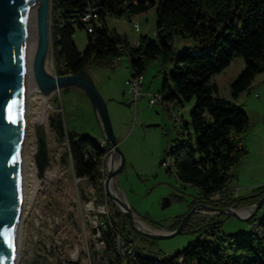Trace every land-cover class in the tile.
<instances>
[{
    "label": "rangeland",
    "instance_id": "obj_1",
    "mask_svg": "<svg viewBox=\"0 0 264 264\" xmlns=\"http://www.w3.org/2000/svg\"><path fill=\"white\" fill-rule=\"evenodd\" d=\"M155 16L154 7H150L148 11H140L135 16L109 17L108 21L134 40L143 33L155 36ZM135 20L139 22L138 29L133 25ZM72 37L77 48L83 49L87 42L86 28L75 26ZM48 40L47 68L57 73L49 33ZM173 43L178 51L185 48L195 50L197 45L193 37L182 35H176ZM120 56L121 59H114L111 66L90 64L86 67L106 100L123 156L122 168L113 175L109 189L112 187L113 192L127 201L140 226L152 231H167L173 229L171 222L176 215H184L188 211L186 198L196 193L192 185L181 187L176 175L166 169L168 159L162 161L165 148L173 139L182 136L181 124L183 121L189 122L194 98L185 99L182 104L161 100L149 102L150 95L161 90L163 66L166 64V70L171 68V62L163 64L160 58H153L142 73L138 96L134 100L126 82L131 78L129 58L127 53ZM243 66V57L234 55L228 65L211 75V82L217 86V95L232 98L230 82ZM252 80L253 83L234 98L249 116V126L243 135L247 152L233 166L235 177L228 185L239 196L250 194L255 186L264 182V71L258 72ZM24 89L28 90L24 98L25 180L19 194L22 200L20 213L24 215L21 218L15 264H56L74 260L106 264L108 256L114 254V248L129 256L133 245L150 256L171 254L190 240L202 237L198 235L202 229L196 221L210 216L222 221L221 230L226 234H238L251 228L246 219L238 218L227 210L201 206L196 207L188 216V224L175 234L151 237L139 232L134 240L127 241L114 233L113 243L106 244L100 226L112 224L108 215H113L114 206L111 202H93L91 181L86 175H75L67 153V138L59 135L49 120L51 114L59 111L66 129L88 133L97 137L100 143H107L90 96L76 84L54 87L46 94L41 89H33L30 83ZM38 115L42 116L41 124ZM41 142L44 143V152L40 163L38 154ZM120 158V153L115 150L114 163L118 164ZM107 162L108 149L101 167L104 175L108 170ZM226 193L231 192L227 190ZM218 195L215 193L211 196ZM198 198L200 196L194 197ZM245 207L241 205L240 209ZM263 212L264 201L253 217Z\"/></svg>",
    "mask_w": 264,
    "mask_h": 264
},
{
    "label": "trees",
    "instance_id": "obj_2",
    "mask_svg": "<svg viewBox=\"0 0 264 264\" xmlns=\"http://www.w3.org/2000/svg\"><path fill=\"white\" fill-rule=\"evenodd\" d=\"M88 2L96 7L102 22L87 31V42L78 49L72 35L74 27L82 25L67 21V17L77 20ZM151 6L156 13L155 36L140 34L137 43L105 22L106 13L130 15ZM48 30L57 73L77 71L90 64L111 66L122 53L128 55L131 76L142 74L153 58H160L163 64L171 62L169 70L166 64L163 66L162 86L158 90L162 100L182 104L193 97L194 104L189 122L181 124L182 136L165 148L162 161L168 159L166 169L196 187L200 198L191 199L189 208L200 201L216 207H239L255 202L264 192L263 182L246 196L226 193L235 177L233 166L247 152L243 135L249 126L247 112L233 98L250 85L258 72L264 71V0H50ZM176 35L193 37L196 49L176 50ZM234 55L243 57L244 66L230 82L232 98H226L216 94V83L210 79ZM49 120L56 132L67 138V153L75 175H86L91 181L93 202H111L114 206L113 215H108L112 224L100 226L106 244L113 243L114 233L127 241L134 240L139 231L103 188L105 175L100 166L107 143H100L88 133L66 129L59 111L51 114ZM215 193L219 195L212 197ZM253 215L249 217L252 226L245 232L226 234L221 230L220 219L201 218L196 223L202 229L198 234L202 237L190 240L171 254L150 256L133 245V257L114 248L106 264H122L123 259L131 264H264V212L258 217ZM181 217L182 214L175 216L172 228ZM56 264L97 262L74 260Z\"/></svg>",
    "mask_w": 264,
    "mask_h": 264
},
{
    "label": "water",
    "instance_id": "obj_3",
    "mask_svg": "<svg viewBox=\"0 0 264 264\" xmlns=\"http://www.w3.org/2000/svg\"><path fill=\"white\" fill-rule=\"evenodd\" d=\"M25 0H0V264H12L15 241L17 208L19 204V180L22 155L20 118L24 104V47H25ZM49 5L50 0H35L36 47L32 59V72L41 89L47 90L62 85L76 84L90 96L106 136L108 150L111 145L120 155L119 164L108 169L103 178V188L108 196L128 215L130 223L151 237H166L179 232L188 216L196 207L229 211L236 217L247 219L264 201V192L239 213V207H216L206 202H197L182 215L177 226L167 231H152L140 226L134 210L117 193L109 189V181L122 168L123 156L110 120L106 100L94 84L86 68L65 73L46 71L43 60L49 50ZM44 143L39 146V161L42 162ZM168 200V199H166ZM164 204V203H163Z\"/></svg>",
    "mask_w": 264,
    "mask_h": 264
},
{
    "label": "bare ground",
    "instance_id": "obj_4",
    "mask_svg": "<svg viewBox=\"0 0 264 264\" xmlns=\"http://www.w3.org/2000/svg\"><path fill=\"white\" fill-rule=\"evenodd\" d=\"M25 47H24V88L25 86L30 83L32 88L35 90H40V86L38 85V83L36 82L33 72H32V59H33V55H34V51H35V47H36V24H35V0H25ZM48 55V54H47ZM46 55V57L43 60V64H44V68L46 69V71L50 72L47 68V58L48 56ZM40 91H42L43 93H47L49 91V89L47 90H43L41 89ZM28 92V90L24 89V98L26 97V93ZM25 101V100H24ZM25 111V106L23 104V109H22V114H21V118H20V131H21V140H22V155H21V171H20V180H19V188H18V192L20 194V189H22V186L24 185V163H25V156L23 154V150H24V146H25V121H24V112ZM37 113V112H36ZM38 121L39 124H41L42 120V116L38 115ZM38 124V123H37ZM114 147L113 145L110 146L109 150H108V169H113L115 168L118 164H115L113 159H114ZM22 174V176H21ZM112 182V178L110 179L109 183ZM24 187V186H23ZM111 191H113V188L111 187L110 189ZM22 194V193H21ZM20 202H22V200H20V195H19V204H18V208H17V216H16V227H15V243H14V249H13V256H12V264H15V260H16V251L19 247V243H20V232H21V218H22V214L23 212L20 213ZM237 212L239 213H244V210L242 209H236ZM24 215V214H23ZM138 220V219H136ZM142 223V222H141ZM142 225H146L144 223H142Z\"/></svg>",
    "mask_w": 264,
    "mask_h": 264
},
{
    "label": "built area",
    "instance_id": "obj_5",
    "mask_svg": "<svg viewBox=\"0 0 264 264\" xmlns=\"http://www.w3.org/2000/svg\"><path fill=\"white\" fill-rule=\"evenodd\" d=\"M107 15H113V14L106 13V16ZM75 19H76V17H73L71 15H68V17H67V21L73 22L75 25L80 23L82 25V27L86 28L87 31H92L94 26H98L102 22V18L100 16V14L98 13L96 7L91 2H88L84 5L83 9L81 10L79 15L77 16V20H75ZM133 25H134L135 29H138L139 23L137 20H135L133 22ZM135 43H137V41ZM142 75L143 74H137L135 76H131V78L126 80L127 84H129V86H130L131 92H133V99L134 100L138 96V92H139L138 87L142 81V78H143ZM156 100L163 101L162 95L159 91L151 94L149 97V102H155ZM168 163H169V160H168ZM100 167H102V164ZM129 256L133 257V250L131 251V254ZM122 264H131V263L123 261Z\"/></svg>",
    "mask_w": 264,
    "mask_h": 264
},
{
    "label": "crops",
    "instance_id": "obj_6",
    "mask_svg": "<svg viewBox=\"0 0 264 264\" xmlns=\"http://www.w3.org/2000/svg\"><path fill=\"white\" fill-rule=\"evenodd\" d=\"M151 7H154V6H151ZM148 9H150V8H148ZM148 9H147V11H148ZM137 13H138V12H137ZM137 13H133L132 15L135 16ZM109 17H115V18H116V17H121V16L107 15V16L105 17V22H106V24H107L108 26H110V27H114V28H116L117 31H119L120 33L124 34L121 30H119V29L117 28V26H115V25L109 23V21H108V18H109ZM138 23H139V22H138ZM138 28H139V26H138ZM124 35H125V34H124ZM125 36L128 38L127 35H125ZM128 39H129V38H128ZM137 40H138V39H134V40L129 39V41H131L132 43H135ZM118 59H121V56L118 57ZM262 80H263V78H261V81H262ZM251 83H253V80L251 81ZM233 99H234V98H233ZM177 180L179 181V185H180L181 187H186L187 185H191V184H189L188 182H182L179 178H177ZM195 188H196V187H195ZM227 190H228V192H231V193H229V194L227 193L229 196H236V195H238L234 190H231L230 187H227V188H226V192H227ZM195 196H199L197 189H196V193H195L194 195H189V197L186 198V202H187L186 205H188V204H189V201H190L191 199H194ZM249 205H250V204H245L244 206H249ZM246 220H247L248 223H250L251 226H252V219L247 218Z\"/></svg>",
    "mask_w": 264,
    "mask_h": 264
}]
</instances>
